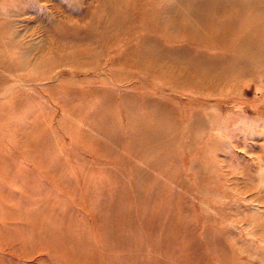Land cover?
<instances>
[{
  "label": "rangeland",
  "instance_id": "obj_1",
  "mask_svg": "<svg viewBox=\"0 0 264 264\" xmlns=\"http://www.w3.org/2000/svg\"><path fill=\"white\" fill-rule=\"evenodd\" d=\"M202 1L0 0V264H264V0Z\"/></svg>",
  "mask_w": 264,
  "mask_h": 264
},
{
  "label": "bare ground",
  "instance_id": "obj_2",
  "mask_svg": "<svg viewBox=\"0 0 264 264\" xmlns=\"http://www.w3.org/2000/svg\"><path fill=\"white\" fill-rule=\"evenodd\" d=\"M232 3H234L235 6H240V4H238L239 2L238 3L232 2ZM225 6H227V2L224 0H205V1L199 2L197 4H194L192 6V9H189V11H190L189 17L192 18V16H193V17L199 18V21L202 20L203 23H206L207 21L211 20L210 18H213V20H215L214 17L215 16L217 17V15H215L216 14L215 12L220 10L221 7H225ZM231 19L232 20L230 22H228L231 24L230 27H232V25H233V20H234L233 16ZM221 23H223V22H221ZM187 27L189 29L191 26L187 25ZM228 29H230V28H228ZM215 64L217 65V63H215Z\"/></svg>",
  "mask_w": 264,
  "mask_h": 264
}]
</instances>
